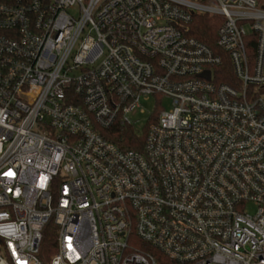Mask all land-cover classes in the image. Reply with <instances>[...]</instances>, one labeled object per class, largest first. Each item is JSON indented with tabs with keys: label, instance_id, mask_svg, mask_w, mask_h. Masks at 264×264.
<instances>
[{
	"label": "built area",
	"instance_id": "built-area-1",
	"mask_svg": "<svg viewBox=\"0 0 264 264\" xmlns=\"http://www.w3.org/2000/svg\"><path fill=\"white\" fill-rule=\"evenodd\" d=\"M50 222L48 264H264L258 0H0V264Z\"/></svg>",
	"mask_w": 264,
	"mask_h": 264
},
{
	"label": "trees",
	"instance_id": "trees-1",
	"mask_svg": "<svg viewBox=\"0 0 264 264\" xmlns=\"http://www.w3.org/2000/svg\"><path fill=\"white\" fill-rule=\"evenodd\" d=\"M259 4L264 7V0H258ZM218 21L214 18L201 15L196 16L191 25V36L197 40L215 47L217 38ZM116 135L113 136L115 141L122 147L130 148L142 136L132 128H121L116 130ZM57 228L53 222L48 223L43 232V240L41 243L40 252L37 259L41 264H48L52 255L56 251ZM150 250V249H148Z\"/></svg>",
	"mask_w": 264,
	"mask_h": 264
},
{
	"label": "rangeland",
	"instance_id": "rangeland-1",
	"mask_svg": "<svg viewBox=\"0 0 264 264\" xmlns=\"http://www.w3.org/2000/svg\"><path fill=\"white\" fill-rule=\"evenodd\" d=\"M162 108H159L158 105ZM171 108V100L166 97H151L149 100H142L140 104V109L145 111V114L139 113L134 117V122L138 129L145 126L151 118H154L160 110H169ZM139 109V110H140Z\"/></svg>",
	"mask_w": 264,
	"mask_h": 264
}]
</instances>
